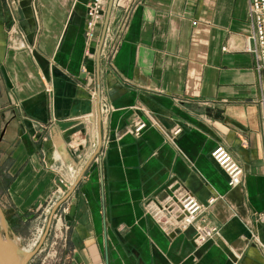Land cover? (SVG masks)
Wrapping results in <instances>:
<instances>
[{
    "label": "crops",
    "instance_id": "0c3cea01",
    "mask_svg": "<svg viewBox=\"0 0 264 264\" xmlns=\"http://www.w3.org/2000/svg\"><path fill=\"white\" fill-rule=\"evenodd\" d=\"M89 1L0 0L4 207L32 221L51 205L46 234L60 202L59 264H264L250 0H105L92 39ZM218 144L243 166L237 186L211 156ZM180 188L218 234L199 243L194 224L156 220L150 199Z\"/></svg>",
    "mask_w": 264,
    "mask_h": 264
},
{
    "label": "built area",
    "instance_id": "2783aa9c",
    "mask_svg": "<svg viewBox=\"0 0 264 264\" xmlns=\"http://www.w3.org/2000/svg\"><path fill=\"white\" fill-rule=\"evenodd\" d=\"M105 0H90L87 7L86 17V34L90 39L95 37L96 29L103 18ZM248 20L252 27L251 34L247 39L246 50L255 57V69L259 73L261 83L260 103L264 104V0H250ZM146 123L140 121L134 127L135 132L141 131ZM180 131V128L174 130V133ZM211 156L216 163L223 169L228 177L230 187L239 185L242 182L243 166L241 162L229 151L224 144L216 145ZM173 193L165 197L160 202L150 199L149 203L153 204V216L166 229L174 226L179 229H186L190 225H195L198 231L197 241H204L218 234V228L215 225L206 223L197 224V219L202 217L206 206L201 203L191 192L186 189H175ZM214 201V197L209 199V203ZM50 211V210H49ZM56 212V211H55ZM56 213H54L55 217ZM264 220V214L260 215ZM56 228L59 231L66 230L68 225L65 224L58 216ZM60 237H63V233Z\"/></svg>",
    "mask_w": 264,
    "mask_h": 264
},
{
    "label": "rangeland",
    "instance_id": "374dc122",
    "mask_svg": "<svg viewBox=\"0 0 264 264\" xmlns=\"http://www.w3.org/2000/svg\"><path fill=\"white\" fill-rule=\"evenodd\" d=\"M2 188L3 187H0V196L2 194ZM50 206L51 205H48L47 207V214H43L39 219L24 221L19 220L11 214V211L4 207L0 199V212L6 223L3 232L9 237H19L20 245L22 246L29 247L33 242L35 243L32 248L33 255L29 259L28 264H59L61 259L62 238H60V236L62 233L64 235L65 231L62 230V232H60L58 226L56 228L59 215H55V217L54 215L52 216L49 229L46 235H44L46 231L44 224L47 222ZM55 213L57 214L58 211L56 210Z\"/></svg>",
    "mask_w": 264,
    "mask_h": 264
},
{
    "label": "water",
    "instance_id": "95a60500",
    "mask_svg": "<svg viewBox=\"0 0 264 264\" xmlns=\"http://www.w3.org/2000/svg\"><path fill=\"white\" fill-rule=\"evenodd\" d=\"M111 0L110 3H112ZM61 186L66 190L73 188H67L66 185L61 183ZM60 202H58L53 210L51 211V218L54 215L55 211L57 210ZM50 226V223H49ZM6 227L5 220L0 212V264H28L29 259L33 255V251L31 252H23L21 247L7 234L3 232ZM46 235V234H44Z\"/></svg>",
    "mask_w": 264,
    "mask_h": 264
},
{
    "label": "bare ground",
    "instance_id": "6f19581e",
    "mask_svg": "<svg viewBox=\"0 0 264 264\" xmlns=\"http://www.w3.org/2000/svg\"><path fill=\"white\" fill-rule=\"evenodd\" d=\"M61 223V222H60ZM59 224V223H58ZM11 237V236H10ZM20 247H21V250L23 251V252H31L32 251V248H33V246H34V242H33V244H30L29 245V247H25V246H22V245H20V238L19 237H17V236H15V237H11ZM22 242V241H21ZM37 242V241H36Z\"/></svg>",
    "mask_w": 264,
    "mask_h": 264
}]
</instances>
